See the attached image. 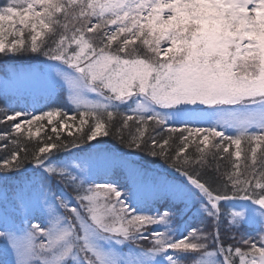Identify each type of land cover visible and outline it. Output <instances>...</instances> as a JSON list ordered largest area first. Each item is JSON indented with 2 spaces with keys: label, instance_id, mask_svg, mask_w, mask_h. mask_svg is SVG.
<instances>
[{
  "label": "snow or ice",
  "instance_id": "snow-or-ice-1",
  "mask_svg": "<svg viewBox=\"0 0 264 264\" xmlns=\"http://www.w3.org/2000/svg\"><path fill=\"white\" fill-rule=\"evenodd\" d=\"M9 56L45 58L49 102L0 108V264H264V0H2ZM108 136L183 178L163 210L101 176ZM176 202L214 231L182 232ZM222 216L256 235L226 245Z\"/></svg>",
  "mask_w": 264,
  "mask_h": 264
},
{
  "label": "rangeland",
  "instance_id": "rangeland-1",
  "mask_svg": "<svg viewBox=\"0 0 264 264\" xmlns=\"http://www.w3.org/2000/svg\"><path fill=\"white\" fill-rule=\"evenodd\" d=\"M0 1L2 2V0ZM39 66H40L39 64H30V65L23 64L20 65V67H18L17 69L8 67L0 71V92L8 93L13 97L22 100H24V97H26L25 100H28L30 105L26 104L23 108H25V110L28 112H32L33 108L37 110L43 109L47 111L45 105L48 104L49 101H46L47 95L44 91V87L40 82H38L33 77L31 73L27 71L29 68L39 67ZM37 102H43V103L37 104ZM2 119L3 116L1 115V120ZM45 122L47 123L46 120ZM41 123H43V121ZM5 125L6 123H4L3 126L5 127ZM6 127L8 130L10 125L8 124L6 125ZM35 127L36 125L33 126V131H35ZM243 146L244 145H242V147ZM9 149H11V145H9ZM234 150H235V146H232L230 148V151H234ZM0 155H5V153L0 151ZM122 156H124V158H119L120 156L115 157L111 154H106V155L101 154L100 159L97 161V166L100 169L104 170L101 172L102 174L105 173L107 174L114 166L117 168H121L122 172L128 175V179L125 178L127 182H125L124 176L122 175L121 171H120L121 181H114V182L124 186L125 188L134 187V190L137 193V198L141 201V206L144 207L145 209H151L150 204L154 202L153 200H155L157 192L164 191L167 189L168 186L175 184L177 182V179H174L172 177L159 175L156 172H155L156 174H154V172L150 168L145 171L148 173L143 174L141 170L142 169L145 170V169L143 166L140 165L141 163L136 164V160H138V156L135 153L125 151L124 153L122 152ZM152 166L154 167V165ZM26 167H27V172L21 173L19 177H13L12 180H10L9 188H8L9 194L11 191V186L13 184L19 183L21 179H23L24 177H26L31 173L32 166L28 165ZM98 181L99 179L97 180V183ZM2 189L3 186L0 185V190ZM171 203L173 202L171 201ZM189 207H192L193 212H196V207H198V205L197 206L189 205L188 208ZM2 209H3V205L2 203H0V211H2ZM209 219L210 218H205L203 214V216L201 215L199 222L198 223L196 222L193 227H200L201 220H203L204 221L203 227L205 231L211 232L213 223L210 222ZM206 220H208V222ZM224 228L229 230V226L227 223L224 224ZM231 233L232 235L235 233L238 240L241 233L251 234L255 236L256 230H254V226L252 225H244L238 231L235 229L231 230ZM229 243L236 244V241L235 242L230 241ZM144 246L147 247L149 246V244L145 243ZM0 248H3L2 243H0ZM3 259H5V257L3 255H0V261H2ZM8 259H11V257H8Z\"/></svg>",
  "mask_w": 264,
  "mask_h": 264
},
{
  "label": "trees",
  "instance_id": "trees-1",
  "mask_svg": "<svg viewBox=\"0 0 264 264\" xmlns=\"http://www.w3.org/2000/svg\"><path fill=\"white\" fill-rule=\"evenodd\" d=\"M1 2V1H0ZM44 57H40L39 59H31L27 56H9L7 58H3L0 57V71L5 69V68H13V69H17L18 67H20V65L26 64V65H30V64H39L41 63L42 60H44ZM26 97H24V100L22 99H18L16 97L11 96L8 93L5 92H0V108H7L9 104H11L12 106L16 107L17 109L24 107L26 104H29L28 100H25ZM46 101H48V97L46 98ZM43 102H37V104H41ZM35 105V104H34ZM0 120H1V115H0ZM43 124H46L45 121H43ZM4 123H0V132H3L5 130H7L6 125H8L6 123L5 127L3 126ZM4 127V128H3ZM45 131L48 132V134H51V126H48L47 129H45ZM43 131L41 132V136H43ZM64 135H67L66 132L63 133ZM100 142L98 144H95V147L97 149L100 150V153L103 155L106 154H111L113 156H120L119 158H124V156H122V152L124 153L125 151H129L132 153H135L138 156V160H136V164H140L141 166L144 167L145 170H141L143 174H146L148 172H145L147 169H152V171L154 172V174H159V175H164V176H168V177H172L174 179H183L182 177H179V175L174 171V169H172L168 164L165 163V161L159 157H154L152 156L147 150H137V149H128L126 148L124 145H122L118 139L113 138L112 136H108V137H98L97 138ZM35 146V140H33L32 143L29 144V148H33ZM242 162H243V157L241 158ZM124 160V159H122ZM143 164V165H142ZM154 165V167L152 166ZM220 165H221V171H223L224 169L228 168L230 166V161L225 160V161H220ZM159 167V168H158ZM213 167H215V162H213ZM117 167H113L107 174H106V178L112 181H121V173L122 172L121 168H117ZM156 172V173H155ZM151 173V172H150ZM105 174L101 173V176H104ZM122 175L124 176V180L125 182H127V180L125 178L128 179V175L124 174L122 172ZM208 176H212L214 175L213 172H208L207 173ZM99 181L98 183H103L105 182L104 179H100L98 178ZM154 202H152L150 204L151 209H161L163 210V205L165 204L164 200H158L155 198V200H153ZM169 204H171V201H168ZM176 207H178L179 209H181V211H179L177 213V219H176V224L178 226H180V230L183 232L185 231V229L193 227L195 225V223L199 222L201 215L203 216V214H197V212H193V208L192 207H185V205L183 203L180 202H176ZM222 209L225 208L226 206L223 204H221ZM206 218V217H205ZM208 222V220H206ZM210 222L213 223L212 218L209 219ZM221 223L219 225V230H220V234L222 239L224 240L225 244H229L230 241H234L235 240H231L230 237L232 236L231 231L227 230L224 228V224L227 223V218L226 217H221ZM254 230L255 227H254ZM212 231H214V223L212 226ZM237 237V236H236ZM238 264V262H237Z\"/></svg>",
  "mask_w": 264,
  "mask_h": 264
}]
</instances>
